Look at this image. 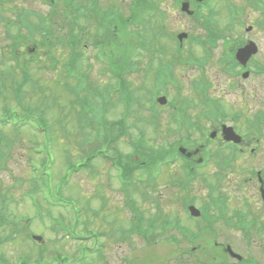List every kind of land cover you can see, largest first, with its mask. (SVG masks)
<instances>
[{"label": "rangeland", "instance_id": "1", "mask_svg": "<svg viewBox=\"0 0 264 264\" xmlns=\"http://www.w3.org/2000/svg\"><path fill=\"white\" fill-rule=\"evenodd\" d=\"M133 1L93 0L94 4L98 2L101 6V11L83 15L79 20L83 26L79 29L77 24H72L76 13L66 11V7L59 6V2L53 4L48 0H0V118L5 113L4 107L8 106L20 110L13 115L12 120L19 119L24 115L20 106L30 104L36 112L45 110L49 117V133L51 131L52 136L48 148L49 155H44L31 149L35 143L30 139L36 138L38 140L35 142H43L47 137L46 131H41L36 125L31 126L27 120V124L20 131L11 124L4 128V132L13 137V144L5 165L0 166V190L4 188L0 194L5 197L3 206L0 203V209L9 221L2 225L0 223V264H21L24 258L28 264H39L36 262L39 259H45L48 264H201L198 260L210 264H223L222 260H225V264H237V260L225 254L224 247L217 245L216 241L223 244L232 243L234 250L243 256L240 264H245L250 259L264 264V236L254 237L252 242H248L244 227L236 224L237 218H231L239 216V211H258L261 206L253 184L250 187L243 182L250 175L253 166L262 165L264 125L262 133L246 138L244 153L236 152L234 156H228L231 150L226 148L220 132L216 130L220 127L219 122L214 117H203L204 112L211 110L209 101H217L224 110V120L231 124L235 122L239 133L244 135L249 131L248 120L256 118L260 111L264 112V70H258L260 67L264 68V15L251 4V0H214L212 4L219 28L225 30L228 38H245L244 41L238 42L239 45L252 39L260 47V52L248 63L247 69H250L251 74L244 79L241 76L243 69L240 67L238 71L240 69L241 74L237 77L225 72L222 56L227 48L222 41L214 45L208 61L196 63L201 54L205 55L202 45L196 44L195 48L189 51L187 49L192 45L193 36L205 37V30L197 20L183 14L172 0H156L161 8H166L162 17L165 19L163 25L166 30L162 31L163 34L157 33L160 25L156 28H139L146 41L152 44L148 52H139V39L133 31L135 25L128 26L126 22L117 29L115 25L119 21L113 15L108 17L107 25H101L99 16L102 11L116 6L124 18L129 17ZM81 2L85 6L91 4V0ZM25 8L32 13L26 15L32 21L31 24L38 23L42 15L50 16L51 34L35 32L34 36L30 37L27 26L20 28V14ZM38 14L41 15L36 16ZM8 20L11 24L4 27ZM155 20L160 19L157 16ZM232 21L234 27L229 29L228 23ZM72 28L74 32L69 34ZM169 30L171 35L181 31L189 33L190 37L185 39V47L182 48L185 52L177 49L175 40L168 36ZM21 31L30 38L16 41ZM97 31L99 32L96 33ZM59 37H73L81 41L75 49V55L82 59L78 65L88 73L92 94H97V90H104L103 98L109 108L106 113L108 118H125L127 134H121L116 140V149L124 154L134 155L130 137L137 142L142 138L141 130L146 139L140 140L144 147L157 150L162 147L169 148L170 144H176L180 138L186 137L187 140V136L191 135L192 146L186 145L191 151L197 152L195 159L207 158L208 166L201 168L200 173L190 181L185 178L187 174L183 171L180 161L172 166H160L155 171L152 186L145 185L148 173L143 176L138 173L133 177L134 182H138L137 187L131 190L124 189V183L117 178L119 170L111 161L102 158L93 160L98 166L90 167L88 171L71 169V163L79 164L82 159V144L86 133L90 131L92 147L98 142L94 140L96 136L93 125L87 123L92 115L86 117L87 121L79 117L81 107L75 103L77 96L73 94V89L79 86V80L75 77L77 74L72 77H66L64 74L63 66L71 49L64 47L66 44L61 45ZM122 37L133 46L132 54L124 62L125 65L117 63L127 79L128 107L116 92L118 85L114 74L106 69L110 62L116 63L111 59L112 53L119 52L118 56H121L122 52L116 44L124 43ZM48 38L49 40H45ZM234 42L229 45L234 47ZM106 44H109V47H105ZM152 49H160L161 54L154 53ZM54 57H57L56 66H52L53 63L56 64ZM168 61L173 63L177 82H173L174 79L169 82L168 92L164 93L172 103L152 105L156 107L154 111L159 114V122L154 125L151 121V111L148 109L151 105V90L162 85L161 81L156 79V73L159 68L167 71ZM74 65L75 63L73 67ZM148 65L154 69L157 67L155 74L154 70L149 74ZM23 74L31 81L23 84ZM19 84H23L21 103L13 97V89H17ZM195 84L204 86L200 94L196 93ZM108 86L110 90H106ZM88 90L80 94L84 96L80 101L88 100L89 105L97 110V97L87 95ZM71 101L75 103L76 108L71 105ZM102 108L103 105H100L101 112ZM173 108H176V111ZM183 112L184 120L180 118L183 124L179 119L174 121L173 116L179 117ZM233 113H241V119L235 121L232 118ZM32 117L38 118V114L33 113ZM191 121H201V124L194 128L190 125ZM112 132L117 134L119 131L113 129ZM180 145L185 144L175 146L178 148ZM85 148L91 146L85 145ZM251 149H254V156H249ZM30 157L37 165L46 158V170L50 174L47 179L50 184L47 180V184L43 181L42 187H52L57 191L62 186L63 196L72 203L69 204L73 206L78 220L75 234L67 229L73 227L75 222L71 207L49 206L45 201L44 206L40 204L41 207H36L37 200L27 196V192L35 183L34 180L37 179L39 184L42 181L41 177L39 178L42 173L34 170L30 161L28 162ZM83 161L84 159L81 162ZM64 174H67V177L61 182L60 177ZM182 182L189 186L184 189ZM42 192L36 194L38 199H44ZM129 196L136 202L134 207L138 208L146 224L150 218H168L173 222L175 219L179 220L180 224L196 230L202 226L201 218L190 217L186 212L183 197L189 196L195 200L197 207H208L207 220L217 218L214 225L217 237L213 239L215 232L212 236L206 231L200 241L191 242L184 235V230L178 226L170 229L167 227L165 232L159 227L150 234L149 239L139 233L134 234L132 225H137L138 218L135 219ZM209 197H215L225 204L226 216L230 217L228 219L235 228L219 221L222 219L219 214L224 211L219 209L217 202L210 205L212 201H209ZM56 221L66 224L67 230H64L63 224L61 226ZM33 234L42 235L44 243L34 240ZM170 235L176 238L167 239ZM85 246L89 248L85 249ZM192 247L196 249L194 257L180 251ZM219 251L224 252L225 259L212 256ZM58 255H63L67 262L57 259Z\"/></svg>", "mask_w": 264, "mask_h": 264}, {"label": "trees", "instance_id": "2", "mask_svg": "<svg viewBox=\"0 0 264 264\" xmlns=\"http://www.w3.org/2000/svg\"><path fill=\"white\" fill-rule=\"evenodd\" d=\"M258 3L262 4V6L264 7V3H261V2H258ZM108 45L109 44H106L105 47H109ZM111 53H112V51H111ZM110 56H111V54H110ZM130 56H131L130 53H128L127 55L124 54V59H122V61L124 62L125 59H129ZM113 57H116V56L113 55ZM113 57H112V59H113ZM229 64H231V67L234 68L236 63H235L234 60H229ZM78 66H79L78 65V61H76V63H75L73 68H78ZM70 71H71V68H70ZM21 91H22V86H19L18 92H21ZM13 97H14V99L16 98L19 103L22 102L20 96H18L17 94H14ZM20 107H22L21 111H23V113H24V115L22 114V117H21L22 119H20V122H19L20 125L25 122L24 121L25 118L28 121L32 120V119H35L39 123L41 128L46 129L47 141L42 142L43 145L39 146V144L37 142H35V140H38V139H36V138L30 139L31 142L33 141L35 143L32 149H34V150L36 149V150H38V152L39 151L42 152L44 150V152L48 153V148H49V144L51 143L52 136H51V131L49 133V128H48L49 117H47V115L45 113V110L42 109L39 112H36V110H34L33 107L30 104H27V105H23L22 104ZM5 111L7 112V116H11L13 113L17 114V113L20 112V110L15 109V108H11V107H8V106H5ZM33 113H37L38 114V118L32 117ZM82 115H83V113H82ZM124 120H125V118L122 121L124 122ZM9 122H10V119H8V118L6 120H4V123H9ZM15 126H16V128H18V125H15ZM11 138L12 137L10 135H8L4 131L2 132L1 129H0V166H4L5 165L6 160L8 159V155L11 152L12 144H13V140ZM173 153H174L173 149H165L164 147H162V148H160L158 150L157 149H153L152 152L151 153H147L146 156L150 157L152 155V158H154V160H165L168 156H171ZM23 155H24V153H23ZM43 159L44 160L41 163L42 167L40 168V170L42 172V175H39V178L41 177L44 180H46V178H47L46 175L47 176L49 175V172L46 170L48 162H47L46 158H43ZM154 160H152V161H154ZM30 165L33 167L34 170H38L39 169L32 163V161H30ZM36 180L37 179H35L34 182ZM0 191L3 192L4 188H2ZM45 191L46 190L43 189V192H42V188L40 187V185L34 183L32 188L27 192V196L34 198V196L36 197V194L38 192H42V193H44V195H48V194H50V192H52L53 198H59L60 200H62L64 198L61 188H58L57 193H54L51 189L48 192L47 191L45 192ZM64 199H66V198H64ZM4 200H5V197L2 194H0V203H1L2 206H3L2 201H4ZM66 203H69L68 200H67ZM50 204L54 205V203H50ZM49 206H52V205H49ZM7 222H9L8 219L5 218L3 210L0 209V223H1V225L5 224ZM22 264H28V261L26 260V258H24V261L22 262Z\"/></svg>", "mask_w": 264, "mask_h": 264}, {"label": "flooded vegetation", "instance_id": "3", "mask_svg": "<svg viewBox=\"0 0 264 264\" xmlns=\"http://www.w3.org/2000/svg\"><path fill=\"white\" fill-rule=\"evenodd\" d=\"M64 1H68V0H64ZM244 145H245V141L243 140L241 144L237 145L240 152L243 153L245 152ZM254 154H255L254 149H251L249 156H254ZM263 160L264 157L262 161ZM245 180L247 182L246 185H249L251 187V184H253L254 191H256V194L261 204L258 211H253V210L251 211L250 209H248L246 212H241V211L238 212V214L243 215L245 219V232H246L247 241L252 242V239L254 237L264 236V169L261 167V169H258L255 172L250 171V175L246 177ZM249 264H253V261L251 260Z\"/></svg>", "mask_w": 264, "mask_h": 264}, {"label": "water", "instance_id": "4", "mask_svg": "<svg viewBox=\"0 0 264 264\" xmlns=\"http://www.w3.org/2000/svg\"><path fill=\"white\" fill-rule=\"evenodd\" d=\"M257 52V47L255 46V44L251 43L250 45H248L246 48L241 49L238 53V57L243 60L246 61L253 53ZM195 213V211H194ZM35 238L37 239H42L41 236H35Z\"/></svg>", "mask_w": 264, "mask_h": 264}, {"label": "bare ground", "instance_id": "5", "mask_svg": "<svg viewBox=\"0 0 264 264\" xmlns=\"http://www.w3.org/2000/svg\"><path fill=\"white\" fill-rule=\"evenodd\" d=\"M186 37L189 38V37H190L189 34H188ZM192 38H193V37H192ZM106 135H107L108 137H112V136H113L112 132H109V131L106 132Z\"/></svg>", "mask_w": 264, "mask_h": 264}]
</instances>
